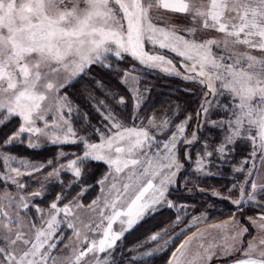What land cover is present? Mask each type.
Masks as SVG:
<instances>
[{"label":"snow or ice","instance_id":"obj_1","mask_svg":"<svg viewBox=\"0 0 264 264\" xmlns=\"http://www.w3.org/2000/svg\"><path fill=\"white\" fill-rule=\"evenodd\" d=\"M165 52L180 58L179 67ZM127 61L126 70L117 68ZM137 64L191 83L195 91H186L200 93L194 112L181 116L177 104L171 114H146L150 90L133 75ZM112 74L127 98L107 89ZM73 90L92 102L96 124ZM0 133H6L0 136V264H145L170 246L147 249L168 230L127 249V257L126 233L164 208L185 209L172 192L195 183L193 176L221 175L224 165L244 176L226 188L236 198L196 184L197 192L234 207L210 225L222 231L221 240L205 244L199 231L210 206L172 239L187 227L198 229L199 250L187 264H264V183H257L264 168V0H0ZM49 144L58 149L55 162L12 152ZM237 148L247 153L239 167L231 164ZM93 162L108 168L94 182L86 167ZM38 175L60 191L52 194L49 183L26 191L25 178ZM47 196L41 207L37 201ZM182 222L178 212L173 227ZM194 239L197 232L168 264H184ZM140 248L147 250L132 254Z\"/></svg>","mask_w":264,"mask_h":264},{"label":"trees","instance_id":"obj_2","mask_svg":"<svg viewBox=\"0 0 264 264\" xmlns=\"http://www.w3.org/2000/svg\"><path fill=\"white\" fill-rule=\"evenodd\" d=\"M132 61H127L126 63H121L117 65V68L121 71L126 70L131 64ZM138 71L137 73H134V75H137L140 80L141 84L140 87L141 89L147 87L150 91L148 93V103L146 105L145 113L147 114L148 112L155 110L156 114L159 116L162 112H168L171 114L172 108L175 105H180L181 113L182 115L184 112H194L196 108V101L198 99L197 95L191 96L186 90L189 89V85H191L189 82H186L182 80L180 77L178 78L177 76H172L168 75L165 72H162L160 70H143L141 69V66L139 64L136 65ZM105 83L107 86V89L111 90H116L120 95L125 96L126 98L128 97V90L125 85L121 84L116 77L115 74L109 75L105 77ZM86 87L91 89L92 95L98 97L99 99H104L106 103H110V101L105 98L104 96L101 95L100 91H97L94 86L91 84H86ZM75 95L74 99L76 100L77 104L83 109L84 112L89 114V118L93 124H96L97 120L99 117L97 116L94 107L92 106V102L88 101L85 99V96H82L80 94V91L73 90ZM87 95V93H85ZM131 112V107L129 103V107L125 113V118L127 117V114ZM77 127H80L79 124L76 125ZM7 131H11V129H8ZM6 133H0V136L4 135ZM65 150H73V152H80V148L78 146H70V147H65ZM13 154H16L18 156L26 157L29 158L33 161L36 162H41V161H46L48 159H53L55 162V158L57 157V148H52L47 146L46 148L39 150V151H32L24 148L23 146H17L12 149ZM87 170L89 171V180L94 182L96 179H99L105 172H107V167L103 163H97L93 162L90 165H87ZM50 169H45V172L49 171ZM65 181H68L70 179L69 175H64ZM26 180L29 181L31 184V187L27 188V191H33L36 190L37 185L34 183V180H30L29 178H25ZM224 182V178H217L214 177L212 180L198 183L196 181L194 184L189 187L188 189H193L197 195L200 194L199 199H194V198H186L184 203H191L193 206H196L197 203H199L200 199H210L212 197L201 194L197 192L196 190V184H199L200 187L210 189V188H221L222 183ZM190 184V183H189ZM191 187V188H190ZM52 190L50 192L52 194H55L56 192L60 191V186L53 184L51 185ZM99 188H94L92 190V193L98 192ZM199 193V194H198ZM51 196L45 197L44 201H37V203L40 204L41 207H46L48 202L50 201ZM214 202L219 203V200L216 198H212ZM225 205L230 206L232 211H234V207L230 205V203L226 201H221ZM162 213H158L157 215H154L153 217H149L148 220H145L142 224L138 225L137 228H135L130 234L124 237V244L127 246L125 250L129 248H133L134 245L137 243H141L143 239L148 236V234L155 233L154 231L156 229H162V223L164 222L163 227L165 224L169 223V220L166 219V221L163 219V213L165 212L166 214V209L164 211H161ZM170 212V211H169ZM168 213V212H167ZM220 216V215H219ZM224 217V216H221ZM220 217V218H221ZM165 218V216H164ZM172 222L174 221L171 220ZM157 224L155 225L154 231H148L145 234V231L148 230L147 228L150 227V224ZM154 227V226H153ZM127 252V251H125ZM145 264H164V262L159 259H151V260H146Z\"/></svg>","mask_w":264,"mask_h":264},{"label":"rangeland","instance_id":"obj_3","mask_svg":"<svg viewBox=\"0 0 264 264\" xmlns=\"http://www.w3.org/2000/svg\"><path fill=\"white\" fill-rule=\"evenodd\" d=\"M149 47L150 46L146 45V48H149ZM164 54L167 55L168 58L172 59L173 60V63L176 64L177 67H179V60H180L179 57H176L174 54H170V53H167V52H165ZM158 70H160V69H158ZM160 71H162V70H160ZM162 72H164V71H162ZM188 87H189L188 90H194L195 91V89H193V85L192 84L189 85ZM187 92L190 94V91H187ZM196 95L199 98V95H200L199 91H196ZM191 96H193V95H191ZM181 116H182V113H181ZM189 131H191V127H189ZM213 135H215L216 138L219 139L220 133L218 131H214L213 132ZM48 146L54 148V146H52L50 144ZM65 147H70V146H65ZM64 151L65 152H73V150H65V148H64ZM77 154H79V153H77ZM246 155H247V153L245 152L244 149L237 148L236 154L231 159V164L239 167L240 166L239 162ZM71 158L72 157H70V156L69 157H65L63 160H61V162H65L67 159H71ZM244 167H248V166L245 165ZM257 167L258 168L261 167V165L259 164L258 161H257ZM107 171H108V168H107ZM211 171L212 172H217L218 169L215 168V167H213L211 169ZM220 171H221L222 174L221 175H218V176H210V177L199 178V179L197 177H194L193 176L190 179H192L195 182L198 181V183H201V181L206 182V181L212 180L214 177L224 178V182L222 183L221 188L220 189L219 188H216V189L220 190L225 196L231 195V197L233 199L236 198L237 195H238V193L234 191L231 194H229L226 191V188L228 186H230L232 183L236 182V181L243 180V178H244L243 174L242 173H233L232 170H231V167L229 165H224L223 168L220 169ZM64 175H68V174H63V178L65 180ZM233 177H234V179H233ZM70 179H71V176H70ZM34 183L37 186L40 183H49V191L52 190V188H50V187L53 184L50 183L49 181H46L45 178H44V176L38 175L36 177V179L34 180ZM257 183H264V168H261V176H260V178L257 179ZM192 184H194V183H190V184L188 183V184L184 185L183 187L189 188L187 186H191ZM183 187H181L179 190L173 191L170 198L172 200H174L175 202H177L178 204L185 205L186 208L183 209V210H178L176 208H173V209L164 208V209H162L161 211H164L166 209V211L168 212V213L166 212V214H165V212L163 213V215L165 216V218L163 216V219L165 221H166V219L169 220V223L168 224H165V226L163 227V225H164V222H163L162 223V229L161 230L160 229H156L155 231H154V229L156 228L155 225H157V224L154 225L152 223V224H150V227L147 228L148 230L145 231V234H146L148 231H150V232L151 231H154V232H163L164 229H167L168 230L167 231V235H164L163 239H161V240H159V241H157L155 243L149 244L147 246V249H151V248H156L157 245H163L165 243V241H168L169 242L170 246L167 248V250H165V251L157 254L154 258H151V259H155V260L156 259L157 260L161 259L164 262V264H168V260L171 257L173 251L175 250V248L181 242H183L189 236H192L194 232H197V239H194L192 241L191 245L188 247V250H187L186 255L183 258L184 264H187V262L192 257L195 256L196 252L199 250L198 249V245L200 243V238H199V233H198V229L197 228H195V227H187V230L183 234L179 235V237L177 239L173 240L172 238L173 237H176L177 234L180 233V230L182 228H185L186 226H188L190 224V222H192L193 217L198 216L201 212H204L205 209H206V206H210L209 209H208V211H207L208 219H207L206 222H200L199 223V231H203L205 233V237H204V243L205 244H207L213 238H215V240H217V241H220L221 240V237L223 235L222 231L219 230V229H213V228L210 227V225L219 223L220 221H223V220H226L233 213V212L231 213V211H232L231 207L225 205L223 202H221L222 200H220L218 198H216V199L219 200V203L214 202L212 198H210V199H208V198L207 199H205V198L204 199H200L199 203H197L196 206H193L191 203H189V205L186 202L184 203V201H185L186 198H189V199L190 198H194L196 200L199 199L198 196H200V194L198 193L199 195H197L196 192L193 189H190L191 190L190 192H186V191L183 190ZM213 188H215V187H213ZM36 190H37V188H36ZM28 192H30V191H28ZM95 195H96V193H92V191H91L88 194V198L91 199ZM223 201H226V202L230 203L228 200H223ZM230 205H231V203H230ZM161 211L159 213H162ZM246 211L248 212V215H254L256 210L249 208ZM178 212L181 215V219H182L183 222L180 223V224H177V225H175L173 227V222L176 220V217L178 215ZM157 214H155V215H157ZM221 216H224V217H221ZM148 218L149 217H146L145 220H148ZM237 218H239V214H237ZM173 219H174V221L172 222L171 220H173ZM145 220H142L139 224H137L131 230V232L135 228H137L138 225L142 224ZM250 231H252V234L253 235H256V233L253 230L250 229ZM130 233H126L125 236H127ZM151 234H153V233H151ZM149 235L150 234H148V236ZM262 235H264V234H262ZM148 236H146V238L143 239V241H145ZM250 238L251 237H246V239H250ZM139 244L140 243H137L136 245H134V247L138 246ZM129 249H131V248H129ZM147 249L146 248H140L139 249V252L132 253V254L133 255H139L140 252L146 251ZM125 251H127V252H125ZM125 251L123 252V255L125 257H127L130 253H129L128 250H125ZM118 259H119V257H118ZM151 259H146V260H151ZM212 264H217V262H216L215 259L212 261Z\"/></svg>","mask_w":264,"mask_h":264}]
</instances>
